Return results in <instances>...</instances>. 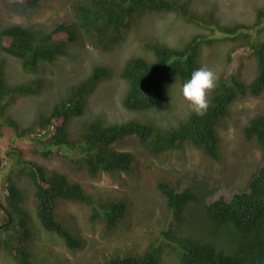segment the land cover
<instances>
[{"label": "trees", "instance_id": "1", "mask_svg": "<svg viewBox=\"0 0 264 264\" xmlns=\"http://www.w3.org/2000/svg\"><path fill=\"white\" fill-rule=\"evenodd\" d=\"M40 2L14 0L12 5L20 12L31 13ZM70 5L72 18L60 21L50 29L29 22L0 25V128L8 126L13 139L33 134L37 137L44 131L49 135L44 143L49 146L41 151L43 155L52 152V147L72 149L71 161L85 166L91 176L130 170L133 152L111 147L127 135H135L155 155L179 149L185 142H190L209 157L219 158L218 126L230 104L239 95H258L264 89V27L261 24L264 3L255 7L251 23L237 21L229 24L210 21L205 14H197L201 17L191 13L184 0H73ZM153 10L182 13L186 20L205 26L209 32L194 33L182 48L145 42L144 45L153 50L154 59L130 57L120 73L129 83L123 98L126 108L162 107L167 90L179 77L183 81L194 69L201 67L198 59L201 43L209 45L221 39L214 36L215 29L224 32L222 40L243 38L242 45L251 48L255 59L254 75L249 80L233 75L235 85L227 76L220 75L207 110L202 115L192 112L185 122L173 128H161L135 119L105 123L95 118L88 122L80 139H70L69 120L84 112L88 96L110 75V67L105 63H93L88 72L68 85L63 96L51 107L40 109L30 123L22 125L7 112V102L19 94H35L41 89L43 80L38 73L46 62H53L60 55L69 56L72 45L78 41L90 43L96 51L112 50L125 37L133 16ZM252 28H256L255 34L251 32ZM8 56L16 58L24 71L34 75L9 83L6 73ZM243 132L264 157V109L249 119ZM10 153L12 165H16V180L24 179L33 188L40 223L55 231L68 248H81L83 238L57 217L56 206L60 199L90 204L93 210L91 219L104 216L112 225L123 216L126 210L124 200L106 199L98 202L100 209L95 208L94 198L85 191L82 183L64 172L50 171L37 161L24 159L20 150L14 148ZM158 187L172 216L168 228L161 231L165 238L156 237L138 254L110 253L96 264H264V165L251 174L247 190L234 193L228 200L219 197L208 201L216 187H210L205 179L195 174L181 190L167 180L159 181ZM25 195L26 190L9 177L3 201L6 210L0 211V223L7 221V212L11 220L0 227V248L12 253L19 264H34L29 251L22 246V240H27L31 234Z\"/></svg>", "mask_w": 264, "mask_h": 264}, {"label": "rangeland", "instance_id": "2", "mask_svg": "<svg viewBox=\"0 0 264 264\" xmlns=\"http://www.w3.org/2000/svg\"><path fill=\"white\" fill-rule=\"evenodd\" d=\"M13 1L0 0V25L29 22L50 29L56 23L72 18L70 2L73 0H41L40 6L31 13L15 9ZM263 3L264 0H184L191 13L205 14L206 18H211L210 21L222 24L237 21L251 23L255 7ZM182 15L155 10L136 14L127 26L125 37L112 50L96 51L90 43L78 41L72 45L69 56L60 55L53 62H44L45 67L38 73L43 80L41 89L35 94H19L7 102V112L26 125L40 109L51 107L55 100L63 96L68 85L88 72L93 63H105L110 67V75L88 96L84 112L69 120L70 139H80L88 122L95 118L105 123L135 119L161 128L177 127L193 112L179 94L177 85L182 82L181 77L167 90L162 107L129 109L123 105L129 83L120 73L130 57L154 59L153 50L144 45L145 42L182 48L194 33L209 32L205 26L190 22ZM261 24L264 27V21ZM251 32L255 34L256 28H252ZM224 35L223 31L215 29L214 36L221 39L209 45L201 43L198 55L200 66L213 69L218 77L227 76L232 85H235L233 75L242 80L251 79L256 71L251 48L242 45V37L222 40ZM6 73L9 83L34 75L24 71L19 61L10 56ZM212 93L213 89L208 92L209 100ZM263 109L264 89L258 95H239L230 104L218 126L220 152L217 159L209 157L190 142H185L179 149L155 155L135 135H127L111 147L133 152L134 161L130 170L102 172L96 176H91L85 166L83 168L71 161L72 149L52 147V152L43 155L41 151L49 146L44 143L49 136L44 131L37 137L33 134L13 139L11 129L3 125L0 128V203L4 205L5 184L9 177H13L27 194L24 204L28 210L27 224L31 234L27 240H22V246L29 251L34 264H96L110 253L138 254L156 237L164 239L161 231L167 229L172 221L165 207V197L158 187L159 181L167 180L181 190L195 174L205 179L210 187H216L208 201L219 197L228 200L234 193L247 190L251 174L264 165V157L253 141L245 138L243 127ZM1 120L2 117L0 124ZM14 148L21 151L24 159L37 161L50 171L64 172L82 183L85 191L94 198L95 208L100 209L98 202L106 199L124 200L126 210L123 216L112 225L104 216L97 215L91 219L93 210L90 204L60 199L56 206L57 217L83 238L81 248H68L55 231L44 228L40 223L32 186L24 179L16 180V165H12L10 157ZM0 211L3 212L1 206ZM13 253L16 254L15 250ZM12 255L0 248V264H19Z\"/></svg>", "mask_w": 264, "mask_h": 264}, {"label": "clouds", "instance_id": "3", "mask_svg": "<svg viewBox=\"0 0 264 264\" xmlns=\"http://www.w3.org/2000/svg\"><path fill=\"white\" fill-rule=\"evenodd\" d=\"M218 74L207 66H201L191 72L189 78L177 87L188 107L197 114H203L209 105L208 92L216 86Z\"/></svg>", "mask_w": 264, "mask_h": 264}, {"label": "water", "instance_id": "4", "mask_svg": "<svg viewBox=\"0 0 264 264\" xmlns=\"http://www.w3.org/2000/svg\"><path fill=\"white\" fill-rule=\"evenodd\" d=\"M0 206H1L4 210H6V208L4 207V205H3L2 203H0ZM7 215H8V219H7V221H5L4 223H1V224H0V227L4 226V225H6V224H8V223L10 222V220H11V216H10L9 212H7Z\"/></svg>", "mask_w": 264, "mask_h": 264}]
</instances>
